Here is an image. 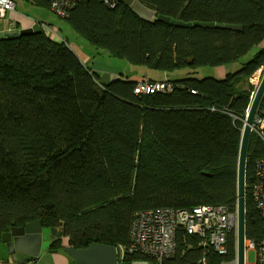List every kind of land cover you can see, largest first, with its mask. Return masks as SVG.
<instances>
[{
  "label": "trees",
  "instance_id": "obj_1",
  "mask_svg": "<svg viewBox=\"0 0 264 264\" xmlns=\"http://www.w3.org/2000/svg\"><path fill=\"white\" fill-rule=\"evenodd\" d=\"M139 1L184 23L243 29L146 22L121 2L110 9L102 0H81L65 20L97 51L169 74L237 63L258 51L222 78L199 79L191 70L163 80L173 91L149 100L134 94L138 81L104 85L67 41L42 30L0 41V234L41 221L49 250L126 248L139 212L235 211L242 130L257 90L250 81L264 69V0ZM257 117L264 120V97ZM261 158L264 127L262 138L251 135L246 168L245 238L256 244L263 220L252 185ZM235 242L230 235L220 255L180 229L176 255L161 264H233ZM139 259L146 260L125 257Z\"/></svg>",
  "mask_w": 264,
  "mask_h": 264
},
{
  "label": "built area",
  "instance_id": "obj_2",
  "mask_svg": "<svg viewBox=\"0 0 264 264\" xmlns=\"http://www.w3.org/2000/svg\"><path fill=\"white\" fill-rule=\"evenodd\" d=\"M80 1L48 0L52 13L64 20L69 17L70 12ZM102 2L110 9H114L120 4V0H102ZM15 12L16 3L14 0H0V21L5 19L9 13ZM35 24H38L40 30L51 39H61L47 24L34 21ZM258 80L259 77L256 81L258 82ZM254 81L255 77H252L251 82L254 83ZM173 89L174 86L171 82L141 80L136 83L133 92L135 95L146 96L150 100L156 93H171ZM256 121L257 124L252 128V133H256L262 138L264 120L257 117ZM252 196L262 214L263 237L259 244L245 240V264H247V250H256L255 264H264V158L258 160L255 165ZM180 229H184L187 235L199 237L204 245L212 246L220 255L227 254L228 238L230 235H234L236 242L233 264H238V209L236 207L235 211L231 212L221 206H197L191 210H147L135 214L130 228V242L121 251V258L130 256L146 259L144 261L154 264H161L164 260L176 255V234ZM0 264L12 263L9 260H0Z\"/></svg>",
  "mask_w": 264,
  "mask_h": 264
},
{
  "label": "water",
  "instance_id": "obj_3",
  "mask_svg": "<svg viewBox=\"0 0 264 264\" xmlns=\"http://www.w3.org/2000/svg\"><path fill=\"white\" fill-rule=\"evenodd\" d=\"M121 4L128 7L140 19L151 23H162L171 25L176 28L192 29H220L231 31H242V27L213 23H184L179 20L171 19L166 16L159 15L156 11L147 8L139 0H120ZM40 27L35 24L29 29L22 30H3L0 31V41L16 40L23 36L32 35L39 32ZM101 82L108 86L112 82L120 80L119 76L104 74L100 77ZM264 97V74L257 87L253 101L251 103L245 127L242 132L241 147L238 163V264H245V197H246V168L249 141L252 135V128L256 126L257 112L262 98ZM49 232L45 231L41 221L27 224L24 227L12 228L9 232L1 235L2 243L5 244L8 255L15 263H25L36 261L41 253L49 249L51 243L48 241ZM62 251L67 254L73 264H154L147 261L126 262L125 258H121L120 248L107 246L103 244L93 243L87 248L73 249L63 247ZM57 252V251H53Z\"/></svg>",
  "mask_w": 264,
  "mask_h": 264
},
{
  "label": "rangeland",
  "instance_id": "obj_4",
  "mask_svg": "<svg viewBox=\"0 0 264 264\" xmlns=\"http://www.w3.org/2000/svg\"><path fill=\"white\" fill-rule=\"evenodd\" d=\"M14 2H16L17 5L16 12L20 13V15H17L19 19H35L38 21H42L48 26H50L51 29L54 30L62 40L67 41V43H69V45L73 48V51L83 60V62H86V60H84L85 57L88 58L87 65L91 67L94 66L96 68L97 63L100 59L101 61L108 62V65L111 68L119 69L120 76H118L120 78L132 79L133 77H138L139 79H162L161 76L162 74H164V72L155 71L144 67H136L129 64L126 60L111 58L106 50L97 51L94 46H91L88 42H86L83 37L76 33L72 29V27L67 23L66 20L58 18L52 13L50 9L35 6L27 0H14ZM10 19V15H7L5 19L0 21V31H3L4 29L6 30L8 28V23L10 22ZM257 51L258 48H254L249 54L241 58L237 63H232L221 67H201L196 70L182 69L180 71L167 74L171 75V79H176L184 77L188 71L192 70V72L195 73L194 76L199 79L207 77L222 78L228 72H233L238 69H241L242 65L251 60L257 53ZM263 71L264 69L262 68L253 76L255 77L254 83L250 81L253 84L254 88H256L260 83L261 78L263 76ZM98 73L100 74L101 72L98 71ZM102 75L104 76V74H100V76ZM257 77H259L258 82L256 81ZM254 94L255 92H253L252 98L254 97ZM123 249L124 248H121L120 250L123 251ZM65 255L67 256V254ZM256 259V250H247V264H255Z\"/></svg>",
  "mask_w": 264,
  "mask_h": 264
},
{
  "label": "crops",
  "instance_id": "obj_5",
  "mask_svg": "<svg viewBox=\"0 0 264 264\" xmlns=\"http://www.w3.org/2000/svg\"><path fill=\"white\" fill-rule=\"evenodd\" d=\"M15 13H17V14H14V13L8 14V15H10L11 19H10V22L8 23V28L6 30L29 29V28L34 26V21L44 23L42 21H38L35 19H28V18H27L28 20L19 19L17 17V15H20V13H18V12H15ZM80 60L83 62V60L81 58H80ZM84 60H86V62H83V63L87 65L88 58L85 57ZM91 69H93L97 73H98V71H100L101 72L100 74H110V75H115V76L119 75L120 76V73H119L120 70L119 69L111 68L108 65V62L101 61L100 59L97 63V67L95 68L94 66H92ZM161 78L162 79L160 80L157 78L156 79L155 78H153V79H139L138 77H133L130 80H135V81H141V80L163 81V80H170L171 75L164 73V74H162ZM1 235L2 234H0V260H9L12 264H19V263L13 262L11 257L8 255L7 248H6L5 244H3L1 241L2 240ZM48 241H49V243H52V239H51L50 235L48 237ZM53 251H55V250L46 249L43 253H41V255L39 256V258L36 261L25 262L22 264H73V260L71 258H69L68 255L66 256L62 250L61 251L58 250L57 252H53Z\"/></svg>",
  "mask_w": 264,
  "mask_h": 264
}]
</instances>
